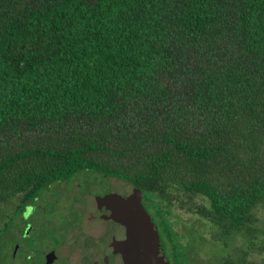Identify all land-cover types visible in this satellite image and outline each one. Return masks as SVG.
I'll return each instance as SVG.
<instances>
[{
	"label": "trees",
	"instance_id": "16d2710c",
	"mask_svg": "<svg viewBox=\"0 0 264 264\" xmlns=\"http://www.w3.org/2000/svg\"><path fill=\"white\" fill-rule=\"evenodd\" d=\"M86 168L264 264V0H0V204Z\"/></svg>",
	"mask_w": 264,
	"mask_h": 264
},
{
	"label": "flooded vegetation",
	"instance_id": "af4514ba",
	"mask_svg": "<svg viewBox=\"0 0 264 264\" xmlns=\"http://www.w3.org/2000/svg\"><path fill=\"white\" fill-rule=\"evenodd\" d=\"M135 188L119 177L86 168L51 178L33 194L14 197L0 227V264H126L127 256L113 247L114 240L125 239V228L111 218L107 199L113 194L126 197ZM141 192V204L159 235L152 261L173 264L171 230L181 235L170 213L159 211L152 197Z\"/></svg>",
	"mask_w": 264,
	"mask_h": 264
},
{
	"label": "water",
	"instance_id": "95a60500",
	"mask_svg": "<svg viewBox=\"0 0 264 264\" xmlns=\"http://www.w3.org/2000/svg\"><path fill=\"white\" fill-rule=\"evenodd\" d=\"M141 197V190L135 188L126 197L113 194L107 199L111 218L125 228V239L114 240L113 247L127 256L126 264H156L160 261V258L152 261L160 247L159 235L151 216L141 204ZM141 255L143 261H137ZM161 262L167 264L163 259Z\"/></svg>",
	"mask_w": 264,
	"mask_h": 264
},
{
	"label": "rangeland",
	"instance_id": "374dc122",
	"mask_svg": "<svg viewBox=\"0 0 264 264\" xmlns=\"http://www.w3.org/2000/svg\"><path fill=\"white\" fill-rule=\"evenodd\" d=\"M90 173L99 175L97 172L94 173L90 171ZM12 207L13 201L0 204V227L3 225L4 221H7L4 216L10 212ZM151 212L155 213L152 208ZM168 212L170 213L169 217L174 229L181 235L180 242L182 244L190 242V247L187 249V255L184 253L183 246H176V264H218L219 257L223 250L219 243L210 239L208 225L205 221L197 215L185 212L176 206H170ZM259 215L260 222L264 225V209H259ZM253 257L257 262L262 263L264 254L253 255Z\"/></svg>",
	"mask_w": 264,
	"mask_h": 264
}]
</instances>
